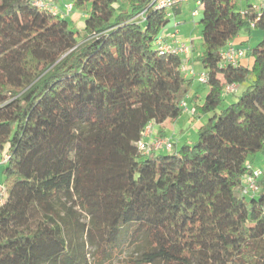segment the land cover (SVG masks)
Listing matches in <instances>:
<instances>
[{
	"label": "trees",
	"instance_id": "1",
	"mask_svg": "<svg viewBox=\"0 0 264 264\" xmlns=\"http://www.w3.org/2000/svg\"><path fill=\"white\" fill-rule=\"evenodd\" d=\"M55 1L0 0V264H89V245L105 260L132 226L149 243L138 264H264V174L243 195L264 153V36L251 67L223 56L243 29L264 34V6L202 1L208 90L193 115L209 121L180 150L146 154L147 127L177 120L196 81L162 49L172 12L72 0L89 7L79 32Z\"/></svg>",
	"mask_w": 264,
	"mask_h": 264
},
{
	"label": "rangeland",
	"instance_id": "2",
	"mask_svg": "<svg viewBox=\"0 0 264 264\" xmlns=\"http://www.w3.org/2000/svg\"><path fill=\"white\" fill-rule=\"evenodd\" d=\"M192 2V1H191ZM58 9L60 12L66 14L68 21L70 22V26L75 31L82 32L84 22H85V15L89 10V7H77L75 6L74 2L72 0H59L55 1ZM193 3L194 8L192 7L189 18V23L191 24V27L196 29L194 36V48H195V55L200 56L203 52V41H202V25L200 23L201 20V10L199 9V15L197 17H193L192 11L198 9V5ZM67 4H72L74 6L73 11L68 12L66 9ZM195 4V5H194ZM250 4L253 6H259L258 0H250ZM197 5V6H196ZM237 5L240 10H244L247 8L248 3L246 0H237ZM182 8L189 9L186 4L181 3ZM189 12V10L187 11ZM182 17V14H178L176 12H173L171 14V20L168 23L167 27L164 30L171 29L173 32H176V28L173 26L175 25V22L180 21V18L178 20V16ZM182 19V18H181ZM193 22L196 23L197 26H193ZM255 31H259L260 34H255L252 43H250L249 48L256 47L263 39V31L260 29H255ZM165 31H163L164 33ZM247 32L246 29H243V33L245 34ZM203 69L200 67V65L197 67V73H201ZM198 84L202 87V100H193L191 99L189 101V107L184 108L182 114L180 117L176 120V122L172 123V126H166V131L168 132L169 138L162 137V138H156L157 140L160 139L166 140L171 143V149L175 151V144L176 142L179 144V150L182 148L183 144L186 140H189L190 142H194L197 140V129L202 124H206L207 121H205L202 117H197L193 115L194 112V105L195 104H202L204 102V98L206 96V92L208 90L207 85L199 83L198 80H196ZM196 87V86H194ZM193 87V89H194ZM244 91V87L240 86L237 90L235 95H231L230 97L226 94L227 92H224L223 101L221 102L220 106L218 107L217 111L221 112L222 110L228 108L229 105H231L234 102H237L238 99L242 96V93ZM189 99V95L187 96V100ZM188 102V101H187ZM187 104V106H188ZM201 120H204V123H200ZM156 129H159L158 125L155 126ZM161 128V127H160ZM175 129V130H174ZM155 134L157 135V132L155 131ZM160 141V142H161ZM157 142V141H156ZM167 148H163L159 152L168 151ZM171 150V151H173ZM249 162L252 163V166L254 169H261L264 170V153L259 152L255 155H251L249 157ZM78 214H81L82 222L89 223L90 217L88 214L82 210H79ZM133 232H134V226L129 227L125 230L124 235L119 243V247L116 253H114L110 258L102 260L100 254L97 252L96 248L92 245H89L88 247V259L89 264H138V260L141 257V254L148 248L149 243L144 238H133Z\"/></svg>",
	"mask_w": 264,
	"mask_h": 264
},
{
	"label": "built area",
	"instance_id": "3",
	"mask_svg": "<svg viewBox=\"0 0 264 264\" xmlns=\"http://www.w3.org/2000/svg\"><path fill=\"white\" fill-rule=\"evenodd\" d=\"M189 1H195L198 5V9L194 10L192 12L193 17H197L199 15V9L202 7V1L203 0H162V2L159 5V8L166 9L168 11H171L174 6H176L179 3L189 2ZM259 6H255L256 8H261L264 6V0H258ZM51 10L54 13H59L62 16H66L65 12L62 13L59 11L56 4L50 5ZM66 9L68 12H72L74 9V6L72 4H67ZM163 42V41H161ZM162 49L167 52L176 53L178 55L189 57L193 52V46L189 42H180L176 46L169 45V44H163ZM223 56L228 63L237 64L241 62L245 56L246 51L244 49L238 48L232 43H229L225 50L223 51ZM182 72L186 74V76H190L193 78H196L200 83L206 84L208 81V74L206 72H201L199 74H196L195 70L192 67H189L187 65L182 67ZM235 85H229L226 88V92H233L235 91ZM186 103H183V106ZM155 126L154 124H150L145 133L144 136L148 138L147 142H140V149L144 151L146 154H149L153 150H162L163 148H167L166 150L171 151V143L166 140H160L156 139L155 136ZM157 141V142H156ZM161 141V142H160ZM7 156L5 157L4 161L7 160ZM264 172L261 169H254L251 173V175H248L244 180V187H243V195L251 196L255 195L258 192V180L263 176ZM3 189H0V203L2 202V196H3Z\"/></svg>",
	"mask_w": 264,
	"mask_h": 264
},
{
	"label": "crops",
	"instance_id": "4",
	"mask_svg": "<svg viewBox=\"0 0 264 264\" xmlns=\"http://www.w3.org/2000/svg\"><path fill=\"white\" fill-rule=\"evenodd\" d=\"M195 1H189V2H184L183 4H186L188 6V10L189 12H187L188 10L186 8H182L181 7V3L177 4L176 6H174V8L171 10V12H176L178 14H182L178 16V20L180 18V21L175 22V25L173 26V28L175 27L177 30L176 32H173L171 29H167L164 30L165 32L162 33L161 37H162V41L165 44H169V45H173L176 46L178 43L180 42H189L192 44L193 46V52L189 57H185L186 59V64L189 67H192L193 69H195L196 73H197V67L199 66L198 64V56L195 55V48H194V34L197 28H193L191 27V24L189 23V18L188 16L190 15L191 9L193 6V3ZM247 3H250V0H246ZM196 4V3H195ZM194 4V5H195ZM197 6V5H196ZM194 11V10H193ZM192 11V12H193ZM192 15V14H191ZM182 18V19H181ZM195 18V17H194ZM193 26H197L196 23L193 22ZM195 30V31H194ZM247 32H245V34L243 33V30L240 32V34L238 35V37L236 39H234L231 43L234 44L235 46H237L238 48L244 49L245 51H248L250 43H252V39L254 37V35L260 34L259 31H255L254 28L252 29H246ZM249 45V46H248ZM243 64L251 67L253 65V58L249 57L248 55L245 56V58L241 61ZM201 67V66H200ZM204 70H202L201 72H203ZM199 74V73H198ZM250 81V80H249ZM249 82L243 84L242 86L245 87L247 86ZM196 86V87H194ZM194 89H192V91L189 93V99L187 104L189 103V101L191 99L193 100H202V87L200 84H198V82L194 81ZM240 86H238L237 89H235V91L233 92H227L226 94L230 97L231 95H235L237 90L239 89ZM207 93V92H206ZM189 107V104L188 106ZM209 116H205L203 117V119L205 121H209ZM204 120H201L200 123H204ZM176 122L172 121V120H167L166 122H164L163 124L158 125L159 129L155 128V131L157 132V135L155 136V138H169L168 136V132L166 131V126H172V123ZM161 127V128H160ZM199 128V127H198ZM175 130V129H174ZM185 142H190L189 140H186ZM175 145V150H179V144L176 142L175 144H173V146ZM173 150V149H171ZM3 157H0V189L2 188V184H3Z\"/></svg>",
	"mask_w": 264,
	"mask_h": 264
}]
</instances>
